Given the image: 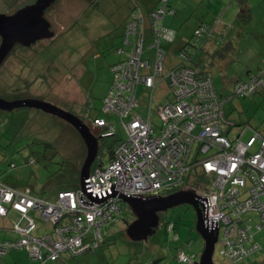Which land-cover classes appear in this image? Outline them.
Segmentation results:
<instances>
[{"label": "rangeland", "instance_id": "obj_1", "mask_svg": "<svg viewBox=\"0 0 264 264\" xmlns=\"http://www.w3.org/2000/svg\"><path fill=\"white\" fill-rule=\"evenodd\" d=\"M35 1L0 0V14L13 15ZM139 1L141 0H55L43 13L54 37L38 41L29 48L14 45L0 66V98L9 102L39 100L82 117H85L90 106L92 116L99 114L115 123L116 135L124 139L119 117L112 115L108 118L102 111V104L108 97L113 81L111 66L126 57L125 53L119 56L116 52L121 45L124 15L129 6L139 4ZM180 1L182 4L174 0V7H177L174 9L178 14L173 18L166 17L165 20V24L175 30L178 40L189 38L196 26L212 25L218 19L220 23L216 25V32L223 35L225 42L233 45L234 49L226 60L212 65L210 71L217 93L225 95L237 78L244 79L247 71H256L264 60V0H247L251 21L244 26L234 21L239 11L238 0ZM145 29L148 33L147 26ZM172 51L168 58L174 62L175 54ZM165 93L170 95L164 85L154 91V111L158 104L163 103ZM148 94L149 91L138 86L137 100L140 109L134 111L142 117L146 116V109L142 105L143 99L148 101ZM225 112L238 126L233 135L240 132L244 125H249L264 136V92L251 99H234L228 102ZM156 115L154 113L153 120L158 122ZM124 122L127 120L124 119ZM89 130L95 138L98 135L105 138L100 136L101 132H96L101 129L92 126ZM250 133L247 132L243 139ZM40 142L56 145L46 150L47 160L43 159L44 147ZM102 142V139L98 141L99 151ZM99 153L96 160L100 157L106 163L107 151L101 149L97 154ZM85 154V146L78 133L61 119L35 109L0 111V179L3 182L27 186L40 193L49 183V172L58 168L61 159L77 165L80 160L84 161ZM30 159H34L35 163L29 164ZM10 164H14L15 168H10ZM81 165L82 163L79 168ZM199 176L200 170L197 168L187 172V185L196 186ZM162 194L165 195V192ZM32 216L36 220V229L32 234L42 236L45 233L44 223L53 217L38 211L33 212ZM246 216L256 224L257 216ZM124 217L130 223L135 219L127 206H124L122 213V218ZM16 221L18 220L13 214H9L7 218L0 220V225L10 229L11 224ZM167 222L174 224L171 234L164 231ZM17 223L19 228L25 225L22 220ZM195 225L194 209L188 204L178 205L159 214V225L153 235L145 241L133 243L125 235L127 222L120 220L103 232L104 236L113 238V241L102 243L95 252L75 257L65 254L56 263L47 264H149L155 257L161 258L158 264H193L194 260L191 263L178 261L176 255L182 252L185 255L200 256L203 240ZM175 235L178 236L177 240L173 239ZM13 236L6 229L0 230V240H8ZM254 236L261 249L237 264L264 262V228L256 231ZM222 250L221 243H217L212 257L213 264H229ZM20 251L12 250L7 256L19 253L15 258L20 264H27L26 258H30L27 253ZM6 262L0 259V264Z\"/></svg>", "mask_w": 264, "mask_h": 264}, {"label": "built area", "instance_id": "obj_2", "mask_svg": "<svg viewBox=\"0 0 264 264\" xmlns=\"http://www.w3.org/2000/svg\"><path fill=\"white\" fill-rule=\"evenodd\" d=\"M160 13L151 15L155 40L147 50L157 48L161 37L165 41L173 39V32L167 28H156ZM145 31L141 14L132 15L124 40L127 55L111 68L114 82L102 106L104 113L119 117L124 139L115 147L111 159L89 174L85 191L81 187L62 191L54 202H49L35 197L29 189L19 191L0 183V217L13 211L26 221L22 228L18 223L13 225L20 238L1 243L0 256L8 249H27L31 259L40 263L55 261L62 253L83 254L96 247L105 225L120 221L122 197L167 196L174 189L194 193L205 225L217 227L218 243L229 263L235 264L258 249L240 219L247 212H255L264 220V138L254 133L242 140L244 131L233 140L224 137L222 104L209 83L196 81L193 72L181 65L167 74L172 97L156 109L158 130L154 131L148 116L135 114L136 86L152 88L158 79L155 75L163 69V54L157 50L159 59L154 72H147L150 64L141 58ZM244 89L251 92L253 84ZM128 116L131 118L125 123L123 119ZM92 126L101 129V137L114 135L113 127L103 119H95ZM257 141L259 149L254 152ZM193 168L200 170L201 177L191 187L186 174ZM35 211L53 217L46 221L53 225V237L32 235L36 229L32 216ZM172 229L169 224L167 230ZM177 257L185 263L192 259L181 253Z\"/></svg>", "mask_w": 264, "mask_h": 264}, {"label": "trees", "instance_id": "obj_3", "mask_svg": "<svg viewBox=\"0 0 264 264\" xmlns=\"http://www.w3.org/2000/svg\"><path fill=\"white\" fill-rule=\"evenodd\" d=\"M176 2H178V1L176 0ZM238 5H239V11L236 14L234 21L236 24H239L242 26L247 25L251 21V10H250L249 6L247 5V0H238ZM174 8L175 9L177 8L176 6L174 7V0H158L156 6L154 8H152L151 10H149L148 12L141 11L135 3V7L129 9L128 16H127L126 20L123 22V32L120 36L121 45L119 46V48L117 47V49H116V52L119 55V54H121V53H119V51L123 52L125 50V48L126 49L128 48V46L124 42L125 34H126V26H127L128 22L131 20L132 15L141 14V16L145 20V26H149V28H148L149 34L145 33V41H144V51L145 52L141 56L143 61H147L150 64V68L147 70L148 73L153 74V72H154L155 64H156L157 60L159 59V55L157 54V50L160 51L161 55L163 54L162 62H161L163 69H162L161 73H158L155 75V77H157L158 79L155 80L153 87L152 88H146L145 85L138 84L136 86V91H135L136 100H137V88H138V86H142L146 91H149V94H148L149 99H148V101L143 99L142 107L144 108V110L146 109V116L145 117L148 116V119L150 120V122L154 128V131H157L159 128V125H160V120H159L157 115H156V119H158V122H156V120H153V116H154V113H156L157 107L172 97V91L170 90V88L168 86L169 79H168L167 74L169 71L173 70V68L181 65L183 68L188 69V70L193 72V76H194V79L196 81L209 83L211 88L213 89L214 95L217 98L218 102H220L222 104L223 117L226 121V123L222 127V134L224 137H226L228 140H233L237 135L240 134L241 131H244L243 135L241 136L242 140L247 139L249 136L253 135L254 133H257L259 136L264 138V136H262L260 133L255 131L249 125H244V127L241 129L240 132H237L236 135H233L234 130L238 126L236 123H234V120L230 119L229 116H227V114L225 112V105L228 102H231L234 99H240V100L241 99H251L253 96H255L257 94H261L264 92V77H263L264 76V60L262 61L261 65L256 69V71H254V72L247 71L246 77L244 79L243 78H237L234 81V83L232 84L231 89L225 95L217 93L216 89L214 88L213 81H212L211 75H210L211 66L216 65L220 61L226 60L228 54L230 52H232L234 49L232 43L231 42H225L223 40V35L218 34L216 32V25L218 23H220V21L217 19L214 22V24H212V25L201 24L199 26H196V28L194 29L191 36L188 39L183 40L180 43V45L176 47L175 46V43L177 40L176 32L169 25L165 24L166 17H173L176 15L177 11ZM134 9H135V11H133ZM158 11H161V13L159 14L160 18L158 20V25L156 26V28L159 29V27H161V26L167 28L168 30L173 32V39L171 41H165L161 37L160 38L161 43L157 48L154 47V48H150L147 50V46L150 43H153L155 40V35L153 34L152 29L150 27V24L152 23L151 15H152V13H156ZM131 39L132 38H130V40ZM171 50H173L172 53L175 54L174 62L169 61L170 59L168 58V54ZM180 56H182V57H180ZM112 66H111V68H112ZM113 82H114V75H113V81H112L109 89L113 85ZM251 84H253V90L251 92L246 93V91L244 89L245 86L251 87ZM161 85H164V87L170 93V95L167 96V94L165 93L164 96L162 97L163 103L158 104L156 106L155 111H154V107L152 106L153 94H154V91ZM239 90H243V92H241ZM102 106H103V104H102ZM89 109H90V106L86 110L85 117H82L80 115L78 116L75 114H73V115L76 116L77 118H79L86 126H88V128L92 127L93 121L95 119H103L104 121H106L107 124H109L113 127V129H114V135L113 136H110L107 138L106 137L100 138L98 135V137H97L98 141L100 139L103 140V142L100 144V148L105 149L107 151V154H108L107 161H108L111 159L114 148L121 141V138H119L115 133V127H116L115 123H112V121H108L104 117L99 116V114H96V115L94 114L92 116L90 114ZM136 109H140V104L138 103V100H137V108ZM134 110H133V112L135 114L140 115L139 113H136V111H134ZM106 115L108 118L112 116V115H108V114H106ZM130 118H131V116H128L124 119L129 121ZM124 119H123V121H124ZM13 123H15V119H14ZM120 125L122 127L121 122H120ZM103 131H105V129H103ZM249 131L251 132L250 135L243 139L244 135ZM96 132H97V134H99L98 130H96ZM124 135H125V133H124ZM40 143H41L40 145L42 147H44L43 159L47 160L48 152L46 150L47 149L49 150L50 148L56 147V145H54L52 143L51 144L46 143V142H40ZM259 145H260V143L257 141L253 147L254 152L259 149ZM101 149H100V151H101ZM100 151H99V143H98V152H100ZM99 155H100V153L97 154V157ZM28 163L34 164L35 160L30 159L28 161ZM80 163L83 164V161L81 162V160H80V162L77 165H75V164H72L66 160L63 161V159H61L59 164H58V168L56 170H54L53 172H49V183L45 187V189L42 190L40 193L34 192L32 189H30L27 186L26 187L25 186L21 187L18 185L17 186H11L9 183H5L1 179H0V183L7 185V186H10L11 188L19 190V191L29 189L30 193L32 195H34L35 197L43 199L45 201H49V202L53 201L54 202V200L57 199L58 194L60 192L72 191V190H76L80 187V185H79V172H80V168H81V167L79 168ZM106 163H103L101 161V158L99 157L92 164L90 173H92L95 169L102 168L103 165ZM10 168H15V165L10 164ZM54 177H56V178H54ZM200 177L201 176H199L198 179H200ZM180 190L181 189H174V190L168 192L167 194L176 193V192H179ZM124 206H127V205L125 203L123 204V210H124ZM127 208H128V206H127ZM129 211H130V209H129ZM130 213H131V211H130ZM248 214L257 216L256 224H253L252 218L246 216ZM120 220H121V222H127V225H129V223H130V221H126L125 217L122 218V214H121ZM240 220L242 221V223H241L242 228L248 229L246 233L248 235H250L252 237V239L254 240V242L258 245V249L255 252L259 251L261 249V247L259 246V244L255 240L254 233L256 231H260L264 228V220L261 218L259 213H255V212H247L246 214L241 215ZM115 224L112 223L110 225H105L102 228V238L99 241L95 242L96 247L90 249L89 251H87L85 253L95 252L100 247V245L102 243H105L108 241L109 242L113 241V238H108V237L104 236L103 232L105 229H107L108 227H112ZM169 224H172V226H173V229L171 231L167 230V226ZM46 225H48V227L50 229L47 230V228H45V233L42 236H35L33 234L32 235L34 237H37V238H44L46 236L53 237L54 236L53 225L48 223V222L46 223ZM257 227H259V228H257ZM174 228L175 227H174L173 223L167 222L165 225L164 231L171 234L173 232ZM173 239L177 240L178 236L175 235L173 237ZM6 242H10V240H4L1 243H6ZM12 250H21V251L23 250L29 256L27 249H8V251L4 255L0 256V258H4ZM85 253H83V254H85ZM179 253L183 254L187 258H190V257L192 258L190 262H186V263H191L194 260L193 264H195V262L198 260V256L195 254L185 255L182 252H178L177 255ZM65 254L69 255L70 257L78 256V255H71L69 253H62V254H60V256L55 261H50L48 259V260L42 261L40 263H37L34 260H32L30 256H29V258L31 260V264H47V263L57 262ZM46 255L48 256L47 258H49L50 254L47 253ZM177 255H176V259L178 260ZM246 258H244V259H246ZM225 259L228 262V259L226 257H225ZM244 259H242V260H244ZM160 260H161L160 257H155L149 264H158L160 262ZM178 261H180V260H178ZM239 262H237V263H239ZM182 263H185V262H182ZM237 263H235V264H237ZM229 264H231V263H229ZM261 264H264V262H262Z\"/></svg>", "mask_w": 264, "mask_h": 264}, {"label": "water", "instance_id": "obj_4", "mask_svg": "<svg viewBox=\"0 0 264 264\" xmlns=\"http://www.w3.org/2000/svg\"><path fill=\"white\" fill-rule=\"evenodd\" d=\"M55 0H36L33 4L18 10L13 15L0 14V66L12 51L14 45L29 48L36 42L54 37L50 24L43 18L44 11ZM35 109L45 114L61 119L70 125L82 140L86 154L79 172V185L85 189V180L89 177L92 164L98 153V140L93 136L88 126L73 114L56 106L39 100L5 101L0 98V111L11 112L15 109ZM85 191V190H84ZM134 216L126 230V237L133 243H139L155 233L159 225V214L182 204L190 205L196 214V231L203 240V249L195 264H213V253L218 243L217 227L205 225L199 203L191 190H183L167 196L150 198L122 197Z\"/></svg>", "mask_w": 264, "mask_h": 264}, {"label": "crops", "instance_id": "obj_5", "mask_svg": "<svg viewBox=\"0 0 264 264\" xmlns=\"http://www.w3.org/2000/svg\"><path fill=\"white\" fill-rule=\"evenodd\" d=\"M157 1L158 0H141V1H139V4H140V6H139V4L137 5V7L141 10V11H143V12H148L149 10H151L152 8H154L155 6H156V4H157ZM178 2H181V4H182V1H178ZM184 6V5H183ZM135 7V3H133L131 6H129V8H128V10H127V12H126V14L124 15V18H123V22L126 20V18H127V16H128V12H129V9H131V8H134ZM178 13H176V15H177ZM174 17V16H173ZM172 17V18H173ZM186 39H188V38H180L179 40H178V38H177V42H178V45H176V47L177 46H179L180 45V43L183 41V40H186ZM127 51H128V48L127 49H125L121 54H119V56H122V54H126L127 55ZM124 60V59H123ZM122 61V60H121ZM11 186H15V185H12V184H10ZM9 214H13V216H14V218L16 219V220H18V221H20V220H22V221H24V223H25V225H26V221L24 220V219H22L16 212H13V211H9L8 212V214L5 216V217H0V220H2V219H5V218H7L8 216H9ZM16 216V217H15ZM18 221H16V222H14V223H12L11 224V227H10V229H7L6 227H3V226H1L0 225V230H7L8 232H11L14 236H13V238H9L8 240H10V241H13V240H16V239H19L20 238V236H19V234H17L14 230H13V225L15 224V223H17ZM45 224V228H47V230H49L50 228L48 227V225H46V223H44ZM25 225L23 226V227H25ZM7 240V239H6ZM4 240H0V243L1 242H3ZM21 252V251H20ZM22 252H25V251H23L22 250ZM12 253V252H11ZM26 253V252H25ZM19 255V253L18 254H16V253H13L12 255L10 254L9 256H7V257H4V258H0L1 260H6L7 262L5 263V264H20V262L15 258V256H18ZM27 256H28V254H27ZM29 257V256H28ZM27 260H28V262H27V264H31V260H29L28 258H26ZM56 263V262H55ZM58 264H61V262L60 263H58Z\"/></svg>", "mask_w": 264, "mask_h": 264}]
</instances>
